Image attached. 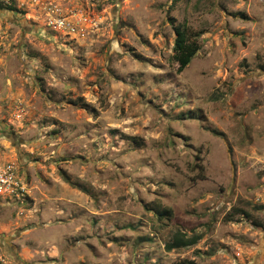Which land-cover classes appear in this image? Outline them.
<instances>
[{
    "label": "rangeland",
    "instance_id": "374dc122",
    "mask_svg": "<svg viewBox=\"0 0 264 264\" xmlns=\"http://www.w3.org/2000/svg\"><path fill=\"white\" fill-rule=\"evenodd\" d=\"M44 1L0 4V264H264V0Z\"/></svg>",
    "mask_w": 264,
    "mask_h": 264
},
{
    "label": "trees",
    "instance_id": "16d2710c",
    "mask_svg": "<svg viewBox=\"0 0 264 264\" xmlns=\"http://www.w3.org/2000/svg\"><path fill=\"white\" fill-rule=\"evenodd\" d=\"M7 9L15 10L14 7L8 6ZM170 23L174 28L176 35L175 45H174V56L173 59L178 65V73H182L189 64L196 57L200 51V45L198 43V38L201 34H195L192 32L185 24H177L174 18L170 19ZM136 141L135 138H130ZM161 219L165 217H171L172 213L170 210L161 208L160 206H154L151 208ZM244 213V212H242ZM250 218L248 214H245ZM258 227L264 228V225L260 223H255ZM199 236H188L185 232L179 231L173 239L166 245L167 251L171 252L174 250L191 247L197 244ZM184 264H195L192 261L185 262Z\"/></svg>",
    "mask_w": 264,
    "mask_h": 264
},
{
    "label": "built area",
    "instance_id": "2783aa9c",
    "mask_svg": "<svg viewBox=\"0 0 264 264\" xmlns=\"http://www.w3.org/2000/svg\"><path fill=\"white\" fill-rule=\"evenodd\" d=\"M20 3H28L35 8L41 7L47 10L51 16L49 19V25L74 29L72 26L73 23L62 15L61 10L58 9L57 6H54V4L51 3L46 5L44 0H0V4L7 6H13ZM22 191H25V188L22 187L20 182H18L15 166L11 164L0 165V193L4 192L11 194L16 192L17 194H21Z\"/></svg>",
    "mask_w": 264,
    "mask_h": 264
}]
</instances>
